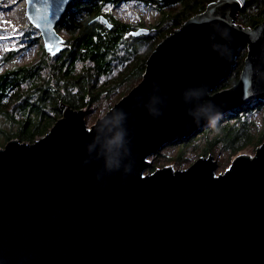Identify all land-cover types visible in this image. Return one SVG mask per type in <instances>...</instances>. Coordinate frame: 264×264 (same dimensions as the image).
Returning a JSON list of instances; mask_svg holds the SVG:
<instances>
[{"label":"water","instance_id":"95a60500","mask_svg":"<svg viewBox=\"0 0 264 264\" xmlns=\"http://www.w3.org/2000/svg\"><path fill=\"white\" fill-rule=\"evenodd\" d=\"M24 1L45 56L60 54L56 27L74 0ZM244 3L212 2L166 36L89 129L82 109L58 102L44 136L0 148V264H264V143L222 173L207 154L144 174L151 155L209 125V102L221 117L264 99V19L236 24ZM244 48L237 83L215 92Z\"/></svg>","mask_w":264,"mask_h":264},{"label":"trees","instance_id":"16d2710c","mask_svg":"<svg viewBox=\"0 0 264 264\" xmlns=\"http://www.w3.org/2000/svg\"><path fill=\"white\" fill-rule=\"evenodd\" d=\"M120 1H73L66 9L59 25V29L61 28L67 35L64 50L53 59H46L42 53V59L46 60L44 65L40 61L31 67H19L0 75V116L6 117L17 126L15 132L2 133L6 142L16 138L21 142L32 141L36 136H44L62 115V110L57 108L58 102L68 104L73 110H80L86 108L91 101H97L102 94H113L111 92H115L116 89L110 90V85L122 87L121 95L133 88L141 80L146 60L156 45L185 21L204 12L209 3L217 0L155 2L159 5H155V9L160 17L153 29L148 30V36L137 38H132L135 37L133 35L126 38L125 35L131 32L132 27L117 18L111 19L109 14L103 11L104 5H116ZM139 1L146 3L147 0ZM175 4H180L181 9L177 12L171 9L165 11ZM99 16L107 19L111 25L110 29L100 21H93ZM263 19L264 0H245L239 10L237 23L253 28ZM243 55L246 57V48ZM243 62L239 63L227 80L222 81L215 92L237 83ZM262 100H256L241 109H233L224 116V119L227 116H236L242 109L245 111L256 107L263 110ZM17 106L18 108H15ZM12 111L16 116H12ZM234 111L235 113L231 115ZM221 123L223 126L230 124L228 121L222 122V119ZM230 125L229 132H224L220 126L208 125L188 139L206 135L214 129L219 130L223 134L217 142L223 141L224 147L229 149L231 154L237 153L244 144L250 143L249 138L253 136L247 134L249 131L242 129L244 123H239L238 126ZM263 136L264 134L260 136L259 132L254 142L256 144L262 142ZM188 139L174 141L168 145Z\"/></svg>","mask_w":264,"mask_h":264},{"label":"rangeland","instance_id":"374dc122","mask_svg":"<svg viewBox=\"0 0 264 264\" xmlns=\"http://www.w3.org/2000/svg\"><path fill=\"white\" fill-rule=\"evenodd\" d=\"M155 2L162 3L163 1L153 0V2H149V0H147L146 3H143L139 0H121L116 5H104L103 11L107 12L111 19L117 18L118 20L125 22L132 27V29H130L131 32L125 35V37L128 38L132 37V33L138 29H153L160 17L159 12L155 9V7L159 5ZM170 9L173 12H177L181 9V5L175 4L171 8H166L165 11ZM62 19L58 23L56 30L57 33L64 39L65 47L67 35L61 30V28L59 29ZM95 19L96 17L93 19V21ZM237 22H239L238 15L236 17L235 23L239 24ZM13 29L16 30L15 33L13 32ZM19 33H23V35L21 36ZM148 34L146 36H148ZM0 37H5L0 38V75L4 72L17 69L19 67H31L40 61H42L43 65L46 63V60L42 59V53H44L42 38L38 30L29 23L26 17L24 0H0ZM21 44L24 46L21 47ZM244 49L239 51L236 68L239 66V63L242 64L243 60L245 59L243 55ZM143 50L145 51V47H143ZM55 57L56 56H50L45 58L53 59ZM26 83H28V81H26ZM135 86L136 85H134V87ZM109 88L110 90L116 89V91L111 92L113 94L110 95L102 94L97 101H91L86 108L82 109L84 111L85 124L88 129L93 126L98 119H101L103 116H105L110 108L120 99L126 96L132 89L131 88L125 91L121 95L123 91L122 87L116 88L114 85H110ZM217 89L218 87L216 90ZM261 102L264 104V99ZM250 104H246L235 109H241L247 107ZM66 106H68V104ZM15 108H18V106ZM232 110L219 117V120H216L217 122H215L214 125L222 127L224 132H229L231 127L230 124L238 126L239 123H244L242 129L249 131L247 134H251L253 137L250 136V143L244 144L237 153L231 154L229 149L224 147L223 141L217 142V139L221 137L220 135H222L223 132L212 129V132L203 136H198L192 140L188 139L177 144H166L158 152L148 158V166L144 171V174L151 173L155 169H160L163 167L171 168L173 171L184 170L198 158L206 157L207 154L208 156H212L217 161L218 168L215 174H218L228 169L236 157L240 155H246L248 157L254 156L256 148L264 143V136L262 138V142H259L258 144L254 142V140L257 139L256 137L259 132L260 136L264 134V109H257L256 107H251L250 109L248 108L245 111L242 109V111H236L238 112L236 116H227V118L224 119V116ZM234 113L235 111L232 112L231 115ZM15 114L16 113L12 111V116ZM237 116L239 117L237 118ZM221 119L222 122L228 121L230 124L223 126ZM16 130L17 126L14 124V122H11L6 117L0 116V148H2L7 143L2 133L15 132ZM196 133H198V131ZM231 134H233V132H231ZM39 138L40 136H36L32 141H23L21 143L31 144Z\"/></svg>","mask_w":264,"mask_h":264},{"label":"clouds","instance_id":"9594fccd","mask_svg":"<svg viewBox=\"0 0 264 264\" xmlns=\"http://www.w3.org/2000/svg\"><path fill=\"white\" fill-rule=\"evenodd\" d=\"M214 108V105H212L210 102L207 104L206 108L201 109V112H203L204 116L206 117L207 123L211 126L214 125L216 120L219 118V113L215 112L213 113L211 109ZM199 122V121H197ZM101 123V121L98 122V125ZM120 140V135L117 134L115 139L113 141H110L109 143H116Z\"/></svg>","mask_w":264,"mask_h":264},{"label":"snow or ice","instance_id":"6c2138e0","mask_svg":"<svg viewBox=\"0 0 264 264\" xmlns=\"http://www.w3.org/2000/svg\"><path fill=\"white\" fill-rule=\"evenodd\" d=\"M58 9H59V4H57V3H53V5H52V17L53 18H55V14H56V11H58ZM13 32L15 33L16 32V30L15 29H13ZM19 35H23V33H19ZM0 38H5V37H0ZM24 45L23 44H21V47H23Z\"/></svg>","mask_w":264,"mask_h":264}]
</instances>
